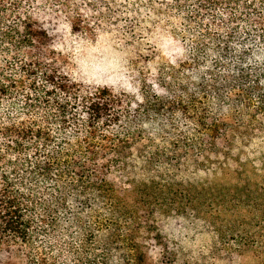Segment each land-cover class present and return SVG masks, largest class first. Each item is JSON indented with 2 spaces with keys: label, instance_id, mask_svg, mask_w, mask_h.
<instances>
[{
  "label": "trees",
  "instance_id": "1",
  "mask_svg": "<svg viewBox=\"0 0 264 264\" xmlns=\"http://www.w3.org/2000/svg\"><path fill=\"white\" fill-rule=\"evenodd\" d=\"M64 1L0 0V264H154L139 231L154 229L157 213H191L264 257V184H252L243 165L220 168L224 180L162 173L131 179L136 159L143 171L152 163L139 144L155 138L131 129L125 94L81 82L67 70L42 23L51 5ZM193 13L207 28L204 53L223 70L211 78L214 98L227 94L234 105L251 87L264 108L258 82L264 66H256L257 79L249 83L245 65L249 56L264 61V0H196ZM239 33L245 34L236 41ZM251 39L260 42L256 52L246 44ZM198 124L209 130L206 150L234 160L227 133L240 126L207 125L203 118ZM171 140L183 146V138ZM181 158L162 153L160 162ZM116 172L129 180L116 182ZM89 217L98 219L105 241L85 229Z\"/></svg>",
  "mask_w": 264,
  "mask_h": 264
},
{
  "label": "rangeland",
  "instance_id": "2",
  "mask_svg": "<svg viewBox=\"0 0 264 264\" xmlns=\"http://www.w3.org/2000/svg\"><path fill=\"white\" fill-rule=\"evenodd\" d=\"M64 2L60 6L52 4L48 21L42 23L49 28L52 47L62 54L67 70L81 82L109 86L125 94L124 99L131 102L125 107L131 129L140 128L143 136L155 138H143L139 144L152 163L143 171L145 165L136 159L133 163L138 169L131 179H147L162 173L186 181L224 180V176H217L220 168L243 165L245 177L252 184H264V108L261 109L260 95L247 87L249 94L235 99L234 105L227 94L214 98L212 76L223 70L202 49L207 45L208 32L205 22L194 20L196 0ZM243 34L239 33L240 39L236 41ZM246 44L256 52L260 42L251 39ZM202 65L205 67H198ZM245 65L249 67L247 73L252 74V83L257 79L256 66L263 67L264 61L257 55L249 56ZM260 72L258 82L264 94V68ZM134 112L135 123L130 117ZM190 115L193 117L189 118ZM200 118L207 125L227 121L242 128L232 127L233 132L227 133L235 143L231 151L234 160L206 150L209 130L198 124ZM240 131L242 134H238ZM178 137L183 138L179 148L171 140ZM203 142L206 144L202 145ZM225 146L227 143L220 147L224 150ZM176 152L182 156L179 161L160 162L162 153L171 158ZM208 157L213 161L223 158L227 163H209ZM116 173V182L123 184L129 180L128 175ZM231 178L228 183L234 182V175ZM84 220L85 229L94 231L97 241H105L107 234L104 229L98 232V219ZM154 222V229L139 231L147 257L154 264H264L263 256L242 250L240 238L224 237L218 227L191 213H157Z\"/></svg>",
  "mask_w": 264,
  "mask_h": 264
}]
</instances>
